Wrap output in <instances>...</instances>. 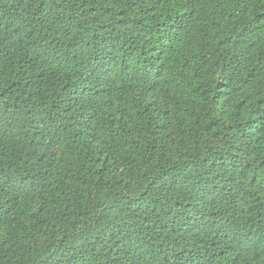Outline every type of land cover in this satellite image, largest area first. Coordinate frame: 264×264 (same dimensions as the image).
I'll list each match as a JSON object with an SVG mask.
<instances>
[{
	"label": "trees",
	"instance_id": "trees-1",
	"mask_svg": "<svg viewBox=\"0 0 264 264\" xmlns=\"http://www.w3.org/2000/svg\"><path fill=\"white\" fill-rule=\"evenodd\" d=\"M0 264H264V0H0Z\"/></svg>",
	"mask_w": 264,
	"mask_h": 264
}]
</instances>
